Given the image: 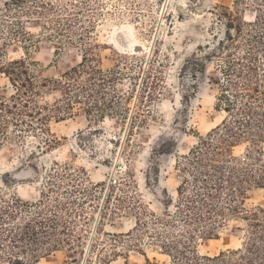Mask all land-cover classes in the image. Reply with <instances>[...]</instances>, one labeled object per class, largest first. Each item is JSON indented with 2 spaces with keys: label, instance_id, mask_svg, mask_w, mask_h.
Returning a JSON list of instances; mask_svg holds the SVG:
<instances>
[{
  "label": "rangeland",
  "instance_id": "obj_1",
  "mask_svg": "<svg viewBox=\"0 0 264 264\" xmlns=\"http://www.w3.org/2000/svg\"><path fill=\"white\" fill-rule=\"evenodd\" d=\"M258 2L0 0V67L26 59L38 76L60 79L98 46L101 68L120 73L106 72L108 92L122 98L117 114L76 104L72 118L48 128L2 125L0 199L69 203L73 238L83 242L77 253L64 248L40 264H173L156 232L175 216L184 158L224 119L216 108L228 23L221 7L239 9L237 17L252 23ZM133 41L146 49L133 50ZM12 92L0 73V94ZM256 206L264 207V190L250 193L247 207ZM245 229L231 222L220 238L198 241V251L213 258L239 249Z\"/></svg>",
  "mask_w": 264,
  "mask_h": 264
},
{
  "label": "trees",
  "instance_id": "obj_2",
  "mask_svg": "<svg viewBox=\"0 0 264 264\" xmlns=\"http://www.w3.org/2000/svg\"><path fill=\"white\" fill-rule=\"evenodd\" d=\"M263 4H255L257 15L252 23L237 17L239 9L221 7L225 9L221 16L228 23L217 55L221 76L217 79L216 108L224 119L184 158L181 167L185 177L178 188L175 216L167 222L156 219L162 228L156 235L167 239L163 249L173 258V264H264V207H247L250 193L264 190ZM41 5L45 7V3ZM97 49L90 47L81 64L60 79L38 76L34 61L3 64L0 73L9 78L13 92L9 96L0 94V137H8L3 124L48 128L52 121L72 118L76 104H84L90 114L107 109L119 113L117 104L122 98L108 92L106 72L114 77L120 73L101 68L103 61ZM207 60L213 61L212 57ZM195 63L204 67L198 60ZM52 94L60 98L41 102L43 96ZM52 143L50 140L49 145ZM242 146L246 149L238 155L237 148ZM54 203L0 199V264H40L61 249L77 253L82 248L81 237L73 238L69 203ZM231 222L244 223L243 246L213 258L202 256L198 241L220 238Z\"/></svg>",
  "mask_w": 264,
  "mask_h": 264
},
{
  "label": "bare ground",
  "instance_id": "obj_3",
  "mask_svg": "<svg viewBox=\"0 0 264 264\" xmlns=\"http://www.w3.org/2000/svg\"><path fill=\"white\" fill-rule=\"evenodd\" d=\"M127 31H129V30H127ZM131 36V35H130ZM131 38L134 40V36H131ZM134 42V41H133ZM141 47V48H143V50H145L146 48L142 45V44H140L139 42H134V44H133V50H136L135 48L136 47Z\"/></svg>",
  "mask_w": 264,
  "mask_h": 264
},
{
  "label": "water",
  "instance_id": "obj_4",
  "mask_svg": "<svg viewBox=\"0 0 264 264\" xmlns=\"http://www.w3.org/2000/svg\"><path fill=\"white\" fill-rule=\"evenodd\" d=\"M135 49H136V51H142V50H143V48H141V47H139V46L136 47Z\"/></svg>",
  "mask_w": 264,
  "mask_h": 264
}]
</instances>
